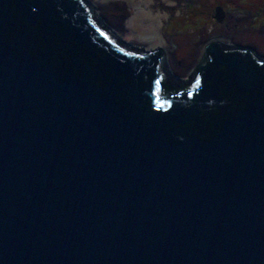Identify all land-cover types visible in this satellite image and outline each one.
I'll use <instances>...</instances> for the list:
<instances>
[{
	"label": "water",
	"instance_id": "obj_1",
	"mask_svg": "<svg viewBox=\"0 0 264 264\" xmlns=\"http://www.w3.org/2000/svg\"><path fill=\"white\" fill-rule=\"evenodd\" d=\"M90 0H0V264H264V54L188 82Z\"/></svg>",
	"mask_w": 264,
	"mask_h": 264
},
{
	"label": "rangeland",
	"instance_id": "obj_2",
	"mask_svg": "<svg viewBox=\"0 0 264 264\" xmlns=\"http://www.w3.org/2000/svg\"><path fill=\"white\" fill-rule=\"evenodd\" d=\"M90 6L112 35L131 42L129 48L167 51V71L179 80L183 74V82L218 41L264 54V0H90ZM142 11L157 18L155 44L140 41L147 35L140 28Z\"/></svg>",
	"mask_w": 264,
	"mask_h": 264
},
{
	"label": "bare ground",
	"instance_id": "obj_3",
	"mask_svg": "<svg viewBox=\"0 0 264 264\" xmlns=\"http://www.w3.org/2000/svg\"><path fill=\"white\" fill-rule=\"evenodd\" d=\"M127 1V0H126ZM130 22V21H129ZM140 28L143 29L142 33H146L147 35H140V41L142 43H150V44H155V29L157 28V18H155L154 13L152 11H142L140 14ZM145 30V32H144ZM150 33V35H149ZM163 39V38H162ZM130 40V39H129ZM164 42V39H163ZM162 43V42H161ZM163 45V44H162ZM151 50V49H150ZM161 51H163L161 49Z\"/></svg>",
	"mask_w": 264,
	"mask_h": 264
}]
</instances>
